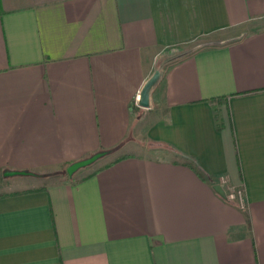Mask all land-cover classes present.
Segmentation results:
<instances>
[{"label": "crops", "instance_id": "0c3cea01", "mask_svg": "<svg viewBox=\"0 0 264 264\" xmlns=\"http://www.w3.org/2000/svg\"><path fill=\"white\" fill-rule=\"evenodd\" d=\"M0 264H264V0H0Z\"/></svg>", "mask_w": 264, "mask_h": 264}, {"label": "water", "instance_id": "95a60500", "mask_svg": "<svg viewBox=\"0 0 264 264\" xmlns=\"http://www.w3.org/2000/svg\"><path fill=\"white\" fill-rule=\"evenodd\" d=\"M159 76H160V70L156 69L153 71L151 76L143 84V86L139 92V98H138V104L140 106H142V107H148L149 106L150 91H151L152 87L154 86V84L157 82ZM105 154L106 153L104 150L98 151V152H95L86 158L76 160V161L70 163L66 167L65 172L68 176H71L78 169L86 167V166L94 163L97 159H99L100 157H102ZM20 173H25V172H22V171H5L3 173V175L9 176V175L20 174ZM213 188L216 190V192H218L224 198V196H225L224 195V189L222 188V186L220 184H218V183L214 184Z\"/></svg>", "mask_w": 264, "mask_h": 264}, {"label": "built area", "instance_id": "2783aa9c", "mask_svg": "<svg viewBox=\"0 0 264 264\" xmlns=\"http://www.w3.org/2000/svg\"><path fill=\"white\" fill-rule=\"evenodd\" d=\"M226 181L227 180L225 176H219L217 179V183L220 185L224 184ZM224 195V199L237 202L241 208L245 207V194L241 187L224 188Z\"/></svg>", "mask_w": 264, "mask_h": 264}, {"label": "rangeland", "instance_id": "374dc122", "mask_svg": "<svg viewBox=\"0 0 264 264\" xmlns=\"http://www.w3.org/2000/svg\"><path fill=\"white\" fill-rule=\"evenodd\" d=\"M200 44H202L201 43V40L198 42V44L196 43V44H192L191 45V47L189 48V49H192L193 47H197V45H200ZM186 52H185V50L183 49V50H179V51H177V52H175V53H172V54H168L167 55V58H169L170 56V60H174V59H176V58H179V57H181L182 55H184ZM104 160H107L106 158L105 159H102L101 161H99L98 163H96V165L97 164H99V163H101V162H103Z\"/></svg>", "mask_w": 264, "mask_h": 264}, {"label": "trees", "instance_id": "16d2710c", "mask_svg": "<svg viewBox=\"0 0 264 264\" xmlns=\"http://www.w3.org/2000/svg\"><path fill=\"white\" fill-rule=\"evenodd\" d=\"M212 101H215V99H211ZM112 150H105V153L107 154V153H109V152H111Z\"/></svg>", "mask_w": 264, "mask_h": 264}]
</instances>
